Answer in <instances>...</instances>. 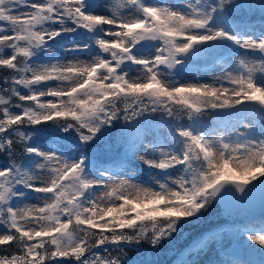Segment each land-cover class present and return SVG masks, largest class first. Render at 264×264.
<instances>
[{"label":"snow or ice","instance_id":"6c2138e0","mask_svg":"<svg viewBox=\"0 0 264 264\" xmlns=\"http://www.w3.org/2000/svg\"><path fill=\"white\" fill-rule=\"evenodd\" d=\"M243 8L0 0V264H154L142 243L162 247L218 198L264 193V29L244 27ZM218 50L233 71L183 80ZM153 120L167 135L149 139ZM121 121L148 180L114 179L87 151ZM244 235L264 257V220Z\"/></svg>","mask_w":264,"mask_h":264},{"label":"rangeland","instance_id":"374dc122","mask_svg":"<svg viewBox=\"0 0 264 264\" xmlns=\"http://www.w3.org/2000/svg\"><path fill=\"white\" fill-rule=\"evenodd\" d=\"M167 2L169 4H175L178 0H167ZM243 4L244 8L240 11L241 15L238 16V19L242 21L243 26L260 30L264 29V19H256L253 17V14L260 8V0H243ZM230 56L231 54L228 51L218 50L214 54H205L198 57L188 65L182 74V78L187 82H196L200 79V82L212 83L215 79L211 80L208 77L203 81L200 77H197V73L201 70L200 66L210 62L212 59L220 60ZM230 62L234 67L233 69H235L237 59H230ZM177 78L180 79L181 77ZM212 122L222 124L226 129L227 134L232 128L236 127L235 120L216 121L213 119ZM184 123L187 124L189 122L185 119ZM148 127L150 129L149 136L155 134V136L162 137L168 133L165 125L154 120L148 125ZM110 137L111 136L106 134L103 142L96 144L93 148L87 149L89 154L93 156L99 165L121 160L126 155L132 158L130 147L134 137L131 135V129L126 130L116 139ZM0 163H3V160H0ZM116 175H114V177ZM127 176V178H129L133 175L128 174ZM226 214L231 218L227 226L210 231L199 237L195 242L186 244L183 247V250H181L173 259L171 264H190L192 260H196L198 264H232V262L238 260L244 261L246 264H261L264 257H262L261 252L253 246L249 247L250 242L247 241L244 233L248 227L257 225L261 220H264V216L253 217L245 213H240L234 216L228 213ZM233 217L237 218V220H232ZM208 252L212 253V259L210 256H206ZM201 257L205 258L206 261H203ZM127 258L132 260L137 259L132 255H127ZM217 258H221V260H217Z\"/></svg>","mask_w":264,"mask_h":264},{"label":"trees","instance_id":"16d2710c","mask_svg":"<svg viewBox=\"0 0 264 264\" xmlns=\"http://www.w3.org/2000/svg\"><path fill=\"white\" fill-rule=\"evenodd\" d=\"M238 17L241 15V12L238 11L235 13ZM253 17L256 19H264V10L261 7L253 14ZM7 75L6 70H0V81L3 80V77ZM159 122L158 120H154ZM131 128H124L123 121L119 122L116 127L111 130L108 136L110 138L116 139L121 136L126 130ZM193 219V223L186 224L183 230L179 234H174V238L166 241L162 247L158 249H153L147 243H142L139 246V249L144 250L148 254V258L154 261V264H171L173 259L183 250V247L186 244L195 242L202 235L219 229L220 227L227 226L231 220L230 216L226 214L223 208L215 201L213 204L204 211V214L200 216L199 220ZM232 220H237L233 217ZM251 252V251H250ZM138 249L137 247L129 248L127 255H132L137 258Z\"/></svg>","mask_w":264,"mask_h":264},{"label":"bare ground","instance_id":"6f19581e","mask_svg":"<svg viewBox=\"0 0 264 264\" xmlns=\"http://www.w3.org/2000/svg\"><path fill=\"white\" fill-rule=\"evenodd\" d=\"M98 2L101 4V6H103L104 4L110 3L111 0H98ZM100 11H103V7H101ZM247 28L249 30H255L257 32V34L261 31L260 29H256V28H252V27H247ZM81 58L86 59L87 57H81ZM234 58H236L238 60V57H235L232 55L230 57H225V58L220 59V60L219 59H212L210 62L200 66L201 70L197 73V77H200L203 81L208 77L211 80H213L217 77L224 75V73L226 71H233L234 67L231 65L230 59H234ZM248 58H252L251 53H249ZM233 74H234V72H233ZM209 127L215 129L217 133L223 132V133L227 134V131L222 126V124L211 122V124H209ZM151 136H149V139L151 138ZM101 166L104 168L110 169L113 173H115V175L118 174L115 177H113L114 179H117V180L127 179L128 174H131V175L138 174L141 180H144V179L148 180L149 179L148 175L145 174L144 171H141V168L143 169L144 166L140 164L139 160L138 159L133 160V158H131L128 155L124 156L121 160L114 161V162L109 163V164H102ZM142 173H144V174H142ZM250 244H251V242H250ZM252 246L255 249H258V247H259L258 245H255V244H252ZM206 256H210L211 259L213 258L212 253H209V252L206 254ZM201 258L203 261L204 260L206 261L205 258H203V257H201ZM217 260H221V258H219V259L217 258Z\"/></svg>","mask_w":264,"mask_h":264},{"label":"water","instance_id":"95a60500","mask_svg":"<svg viewBox=\"0 0 264 264\" xmlns=\"http://www.w3.org/2000/svg\"><path fill=\"white\" fill-rule=\"evenodd\" d=\"M240 196V193L236 194ZM218 204L230 215L245 213L253 217L264 216V193L257 187L247 197L240 200L217 199Z\"/></svg>","mask_w":264,"mask_h":264}]
</instances>
